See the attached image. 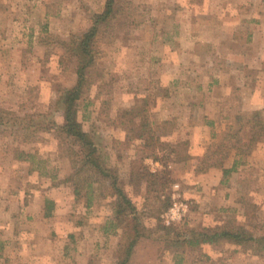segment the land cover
<instances>
[{"label": "rangeland", "instance_id": "obj_1", "mask_svg": "<svg viewBox=\"0 0 264 264\" xmlns=\"http://www.w3.org/2000/svg\"><path fill=\"white\" fill-rule=\"evenodd\" d=\"M110 1L78 118L146 228L130 252L113 224L117 200L107 181L81 170L82 161L75 170L74 147L60 134L59 96L77 85L81 66L72 42ZM253 16L263 20L264 0H0V264H264V255L239 246L190 247L175 235L242 226L264 237L257 184L239 187L228 203L196 181L221 154L205 152L213 135L216 147L230 126L243 134L246 112L260 111L264 125V111L245 109L238 88L240 79L260 76L245 70L260 65L246 58L256 46L248 35L264 32ZM201 126L211 138L195 155L189 130ZM21 153L32 157L19 160ZM149 173L167 179L166 188L154 191ZM175 185L189 212L168 226Z\"/></svg>", "mask_w": 264, "mask_h": 264}, {"label": "trees", "instance_id": "obj_2", "mask_svg": "<svg viewBox=\"0 0 264 264\" xmlns=\"http://www.w3.org/2000/svg\"><path fill=\"white\" fill-rule=\"evenodd\" d=\"M112 1H110L106 7L105 12L98 17L95 25L92 26L87 32H85L77 41L72 42L73 49L75 50L76 57L79 58L78 82L77 85L65 90L59 96V103L63 108V124L60 128V134L64 139L70 140L73 145L69 150V157L72 161L73 168L76 170V166L79 167L80 161H82L81 170H90L91 172L98 174L105 181L110 193L116 197L117 203L115 205V217L114 226L116 229H121L127 235V249L129 252L133 250L140 238L143 236V232L146 228L139 223L137 217L138 212L130 198L125 193L124 189L116 176L111 175V170L106 166L102 154L96 147L94 142L90 139L88 133L83 129L82 123L78 118V101L82 98L83 89L88 83L86 79V71L94 64V57L92 53L93 45L96 41L98 34V25L105 22L113 12ZM248 118V126L243 134L241 131L243 128L239 126L238 129L229 127L230 130L225 137L219 142L218 145L214 144V141L218 138V135H213L211 141L212 146L206 148V153L210 156L219 154L216 158V162L213 165H209L208 168H221L224 178L236 171L240 166L244 165L247 158L250 157L256 148V146L264 142V125L262 126L263 116L260 111H253L244 113ZM244 114H240L236 117L240 120ZM140 135L143 137V133L146 130L144 126H140ZM224 141L234 142L230 147L221 146ZM225 147V148H223ZM226 149V150H224ZM226 151V152H225ZM212 152V154H211ZM231 154H235V160L231 169L224 168L225 161ZM25 157H32L30 154L21 153L19 160H25ZM79 165V166H78ZM150 177L149 186H156L164 189L168 184L167 179H160L159 174H148ZM70 179V178H69ZM76 196H79V188L75 189ZM164 209L170 207V202L167 200L164 205ZM166 235L169 236L173 232L172 229L166 228ZM177 241H182L190 247H199L201 245L219 246L221 244H231L239 246L242 249L250 250L257 254L264 255V237H255L251 232L247 231L242 226L233 227H215L213 229L204 230H190L185 235L176 233ZM123 264V263H122Z\"/></svg>", "mask_w": 264, "mask_h": 264}, {"label": "crops", "instance_id": "obj_3", "mask_svg": "<svg viewBox=\"0 0 264 264\" xmlns=\"http://www.w3.org/2000/svg\"><path fill=\"white\" fill-rule=\"evenodd\" d=\"M252 19H254L252 22L255 21L256 23H261L264 29V18L263 20H257L256 17L253 16ZM246 40L253 41L254 45H256L253 47V50H251L249 55H246V58L250 57L253 60L256 59V62H258L260 65L256 67L246 66L245 70L249 72L252 70L250 68L258 69L257 72L260 74V76L257 80H248L245 78L240 79L238 88L240 89V93L245 98L242 100L245 109L264 111V32L262 33L254 31V33L248 35ZM250 88H252L253 93L251 92ZM208 119L210 121L214 120L212 116H208ZM189 131L190 134L188 139L191 141L190 144L193 154H202L203 143L210 140L211 138V128L207 126H201L192 128V130ZM234 160L235 154H232L231 157L228 158L224 163V168L231 169L233 167ZM222 179V169L215 167L200 173L198 177H196V181L201 186H203L204 191H220L224 193L223 200H228V203H235L233 196L236 195L238 191H241L239 187L242 186L245 190V187H249L251 183L252 186L257 184V188L260 187V191L264 194V144H260L258 149L254 152L250 162H247V164L244 166H240L233 173L229 188L222 189ZM254 179L257 181L253 182ZM228 193H230V196H228Z\"/></svg>", "mask_w": 264, "mask_h": 264}, {"label": "built area", "instance_id": "obj_4", "mask_svg": "<svg viewBox=\"0 0 264 264\" xmlns=\"http://www.w3.org/2000/svg\"><path fill=\"white\" fill-rule=\"evenodd\" d=\"M173 190L174 203L163 216L164 223L168 226L182 221L189 212V205L184 201L179 185H175Z\"/></svg>", "mask_w": 264, "mask_h": 264}]
</instances>
